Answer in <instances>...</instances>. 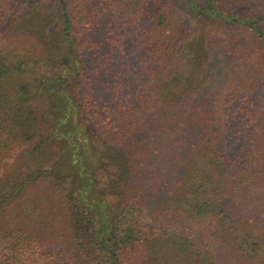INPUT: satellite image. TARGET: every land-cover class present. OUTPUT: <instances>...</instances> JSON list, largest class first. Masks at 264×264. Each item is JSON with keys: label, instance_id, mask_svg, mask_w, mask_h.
<instances>
[{"label": "trees", "instance_id": "trees-1", "mask_svg": "<svg viewBox=\"0 0 264 264\" xmlns=\"http://www.w3.org/2000/svg\"><path fill=\"white\" fill-rule=\"evenodd\" d=\"M232 3L0 0V264H264V17Z\"/></svg>", "mask_w": 264, "mask_h": 264}, {"label": "rangeland", "instance_id": "rangeland-1", "mask_svg": "<svg viewBox=\"0 0 264 264\" xmlns=\"http://www.w3.org/2000/svg\"><path fill=\"white\" fill-rule=\"evenodd\" d=\"M232 6L234 9L241 10V11H253V6L257 7L258 13L264 17V3L260 2L258 0H233ZM254 73L249 72L245 73L243 75L235 74L237 77H235L234 81L230 80V82H234V86L241 87L242 85H246V83H253L254 82V76L252 75ZM10 162L12 161V157L9 159ZM111 202L115 203L114 197H112ZM149 222H151L148 219Z\"/></svg>", "mask_w": 264, "mask_h": 264}]
</instances>
